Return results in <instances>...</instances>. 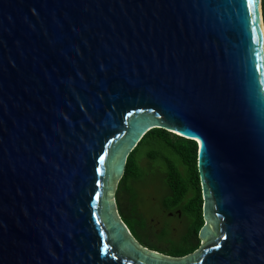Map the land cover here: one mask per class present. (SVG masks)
Here are the masks:
<instances>
[{"label":"water","instance_id":"water-1","mask_svg":"<svg viewBox=\"0 0 264 264\" xmlns=\"http://www.w3.org/2000/svg\"><path fill=\"white\" fill-rule=\"evenodd\" d=\"M153 129L197 144L181 258L113 205ZM0 264H264L262 0H0Z\"/></svg>","mask_w":264,"mask_h":264},{"label":"trees","instance_id":"trees-1","mask_svg":"<svg viewBox=\"0 0 264 264\" xmlns=\"http://www.w3.org/2000/svg\"><path fill=\"white\" fill-rule=\"evenodd\" d=\"M262 17L264 23V0ZM197 150L195 141L163 129H153L143 137L129 155L125 173L116 190L117 207L127 225L132 227L135 220L132 211L136 208L138 191L134 184L143 180L144 172L148 168L141 165L142 158H146L150 164L158 163L163 171L165 186L169 189L166 201H173L175 205L184 200L189 201L185 208L186 213H191L194 206L201 207Z\"/></svg>","mask_w":264,"mask_h":264},{"label":"flooded vegetation","instance_id":"flooded-vegetation-1","mask_svg":"<svg viewBox=\"0 0 264 264\" xmlns=\"http://www.w3.org/2000/svg\"><path fill=\"white\" fill-rule=\"evenodd\" d=\"M135 203L136 208L132 211L135 219L133 226L125 224L140 246L166 256L181 258L194 253L203 245L200 231L207 224L203 215V199L201 207L194 206L191 213L185 210L189 201L184 200L175 205V202L164 199L159 203V215H149L139 200ZM172 220L177 223L168 226V221ZM183 224L181 229L180 225Z\"/></svg>","mask_w":264,"mask_h":264},{"label":"rangeland","instance_id":"rangeland-1","mask_svg":"<svg viewBox=\"0 0 264 264\" xmlns=\"http://www.w3.org/2000/svg\"><path fill=\"white\" fill-rule=\"evenodd\" d=\"M141 165L143 167L148 166V168H146L144 172L143 180L139 183H135L134 187L138 191V200L141 202L143 208L146 209L149 215H155L159 212L160 201L164 200L168 193V188L165 186L164 182V173L158 163L150 164L146 158L141 159ZM118 184H115L112 193L113 205L117 204L116 189ZM176 223L175 220L168 221V226H174ZM180 227L182 229L184 224L180 225Z\"/></svg>","mask_w":264,"mask_h":264}]
</instances>
